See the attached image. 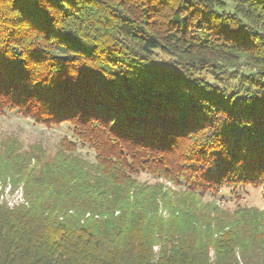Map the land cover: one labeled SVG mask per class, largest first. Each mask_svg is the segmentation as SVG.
<instances>
[{"label":"trees","instance_id":"1","mask_svg":"<svg viewBox=\"0 0 264 264\" xmlns=\"http://www.w3.org/2000/svg\"><path fill=\"white\" fill-rule=\"evenodd\" d=\"M227 1L0 0V113L74 137L33 168L0 152L28 201H0V264H264V211L205 201L264 195V0ZM236 67L256 98L196 81Z\"/></svg>","mask_w":264,"mask_h":264},{"label":"rangeland","instance_id":"2","mask_svg":"<svg viewBox=\"0 0 264 264\" xmlns=\"http://www.w3.org/2000/svg\"><path fill=\"white\" fill-rule=\"evenodd\" d=\"M225 11L232 12L235 5L227 0ZM154 61L157 65L163 68L164 71L170 73H181L178 66L177 58L165 55L161 52H156ZM257 72L250 71L245 67H236L231 69H216L213 72L204 71L196 76V81H201L207 88L215 89L223 98H234L236 104H240L249 96H253L255 91L248 84V81L254 77ZM258 78V76H257ZM68 137L74 140L72 128L68 124L58 127H47L37 124L31 119H27L18 113H0V152L5 154L9 151L12 156H19L21 159L26 154L33 168L37 166V159L43 161H52L60 149L62 138ZM80 153L84 156L93 158L94 152L88 147L81 148ZM141 182H150L154 184L156 179L151 175L141 174L138 177ZM23 181H18L17 178L6 177L0 183V201L9 208H15L22 205H27V196ZM164 187L174 189L171 183L164 182ZM213 199L218 201L219 206L233 213L238 207H256L264 211V195L262 188H254L245 186L237 192H233L231 188H223L218 197L210 194L205 196V201L212 202ZM210 213H213L209 210ZM206 213H208L206 211ZM161 214L165 218H169V212L161 209ZM215 215V214H212ZM89 218L86 215L85 219ZM232 219V218H231Z\"/></svg>","mask_w":264,"mask_h":264}]
</instances>
